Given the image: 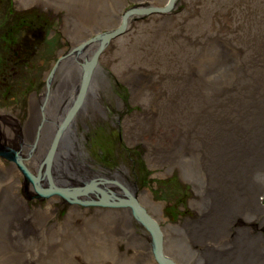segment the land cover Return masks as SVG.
I'll list each match as a JSON object with an SVG mask.
<instances>
[{
	"label": "rangeland",
	"instance_id": "1",
	"mask_svg": "<svg viewBox=\"0 0 264 264\" xmlns=\"http://www.w3.org/2000/svg\"><path fill=\"white\" fill-rule=\"evenodd\" d=\"M166 1L0 0V126L7 127L5 124L10 121L13 127L15 123L17 127H10L8 133L16 142L31 144L35 138L38 145L32 158L33 155L38 160L45 159L46 155L47 158L67 156L68 160L60 163L55 172L60 171L61 175H66L65 171L73 173L67 175L71 181L68 184L52 183L81 191L74 198L76 201L58 193L37 196L32 183L27 182L15 166L16 179L24 180L31 191L26 192V196L21 195L18 188H14L18 181L10 177L8 170L1 175L0 183H5L0 187V201L2 197L8 198L10 216L23 226L32 222L24 212L25 208L18 206L24 197L29 204L41 202L44 205L46 202L49 205L51 199L53 213L46 214L45 219L54 228L60 227L59 221H64L65 216L68 218L63 223L67 225L64 227L68 229L67 235L55 243H71L72 247L67 257L56 249L51 254V257H59L55 264H158L152 254L151 233L133 217L130 206L115 205L136 196L154 222L158 221L174 238L187 236L195 226L220 228V232L206 236L208 239L201 244L185 238L187 246H200L194 251L192 264H240L238 257L250 248L251 264H264V167L259 164L253 173L241 167L238 173H245L244 185L238 190L241 197L236 198L233 194L232 198H226L228 203L240 201V207L237 202L224 203L217 211L218 203L213 202L211 194L222 186L227 196L223 181L230 179L231 171L227 169L221 174L219 168L213 166L212 159H202L210 144L199 141V138L205 143L211 141V137L203 135L210 133L211 119L207 112L215 107L222 108L228 115L238 110L253 116L264 113V96L259 91L264 90V75L253 78L257 73L264 74L261 59L264 50L259 46L264 42V0H174L172 8ZM140 3L147 5L135 6ZM37 14L52 18V23L44 28L46 38L40 29H29L35 36L29 37L32 40L26 41L20 56L9 58L10 47L15 45L13 41H24V28ZM89 17L91 19L86 22ZM7 26L8 37L3 35ZM122 26L124 29L113 35ZM100 31L107 34L101 33L96 38L102 40L96 53L108 44L99 59L102 77L107 82L98 84L99 79L95 81L93 86L99 94L94 103L80 113L82 104L72 110L59 93L61 89H70L69 86L77 81L82 83V69L75 62L74 66L72 58L60 60V57L69 51L70 45L83 42L84 46L92 41H88V37ZM43 43L50 44L46 63L37 55ZM28 45H39L27 56L44 66H27L23 52L33 47ZM126 50H129L127 54L124 53ZM96 53L93 58L98 57ZM59 61L62 73L67 72V77L59 72L53 76L51 87L55 88V94L48 92V77L53 75ZM205 61L212 63L207 67L208 71H203ZM238 69L240 77L237 76ZM252 79L257 84L252 83ZM32 83L36 88L32 89ZM255 86L259 92H251ZM77 92L69 97L76 104L83 98L76 95ZM38 97L40 105H36ZM216 100L220 102L219 107ZM201 106L206 107L200 109ZM44 112L51 120L43 118L34 122L31 118L32 113L33 117H43ZM63 120L67 123L64 126L67 131L58 136L54 134L56 125ZM25 123L36 127L24 129ZM35 130L40 136H34ZM174 130L176 143L170 142L173 135L168 134ZM158 135L167 136L163 147L157 142ZM53 137L57 139L52 141ZM61 142L65 148L58 153L55 146ZM79 158L82 166L76 160ZM113 170L115 184L123 188L99 187L107 189L108 195L113 192L119 199L110 197L107 203H98L97 190L87 198L80 195L83 184L87 183L83 182L82 174L89 181L95 177L108 178L106 172L112 176ZM128 179L135 184L133 190L125 186ZM51 186L47 183L42 187ZM252 190L258 191L253 207L248 201ZM139 191H147V195H138ZM194 197L196 201L191 204ZM151 200L158 205H151ZM79 211L83 212V220L76 226H83V231L81 226L77 229L69 222L77 220L69 218ZM235 214L234 222L230 223ZM4 232L0 230V241L5 245L0 248V264L15 260H20L19 264H52L51 258L44 257L37 262L31 255L36 254L32 251H36L35 247L47 244L38 243L35 238L23 239L31 232L18 228L15 235L9 226ZM4 235L15 237L7 241ZM34 235L38 234L34 232ZM142 236L149 239L148 250L143 249V253L140 252ZM26 257L31 261H25Z\"/></svg>",
	"mask_w": 264,
	"mask_h": 264
},
{
	"label": "bare ground",
	"instance_id": "2",
	"mask_svg": "<svg viewBox=\"0 0 264 264\" xmlns=\"http://www.w3.org/2000/svg\"><path fill=\"white\" fill-rule=\"evenodd\" d=\"M173 1L174 0L166 1L167 3L171 5L170 8L173 7V4H172ZM145 5L147 4L140 3V4H136L135 6H145ZM158 7L161 8L162 6H158ZM6 11L8 10L6 9ZM81 18L83 19V16ZM90 19L91 17L87 18L86 22L89 21ZM101 33L107 34L104 31H100L88 37L89 41L91 40L92 41L83 46V51L78 49L77 45L72 44L69 47V51L66 52L64 56L61 55L60 57V60L65 57L72 58L70 59L71 62H73V64L75 62L77 65H79L80 69H82L81 74H83V79H82V83H80V81L79 82L77 81V83L75 84L77 86V89H75L76 86L74 84H71L69 86L70 89L68 90L61 89L59 93L60 97L61 98L63 97V100L69 103L72 110L77 109L79 105L82 104L81 110L79 111L80 113H82L81 111H83L84 108H86L88 105H91L92 103H94V98L99 94V91L95 90L94 89L95 86H93L95 84V81L99 79L98 84L107 82L102 77L103 73L101 70L99 59L101 55L103 54L102 52L105 49H107L108 44L107 43L105 44V47H104L105 49L103 48L101 51L96 53L97 47L99 43L102 41L101 39H96V38H98L101 35ZM93 39H96V40H93ZM259 46L262 48V50H264V42H261ZM233 49H237V48H233ZM128 52L129 50L124 51L125 54H127ZM235 52L238 54L239 50ZM95 53L98 57L93 58ZM261 59L264 61V54L262 55ZM211 64L212 63H210V61H205L203 71H208L207 67L210 66ZM87 66H88V70H86ZM239 66H240V63H239ZM60 67H61V62L59 61V63L56 64V70L54 71L53 75L51 77H48V85H50V91L51 89L55 91V88L51 87V83L53 82V76L56 77L57 72L59 73L63 72L62 67L61 68ZM69 68L72 69V67H69ZM99 69L100 71H98ZM236 69L237 67H235L234 71ZM103 71H104V68H103ZM66 73H62L63 77H67ZM216 73H219V72H216ZM260 75H264V74L257 73L255 76H253V78L260 76ZM237 76L240 77L239 69H238ZM233 78H235L234 75H233ZM252 83L257 84V82L255 83L254 79H252ZM256 87L257 86H255L254 90L251 92L261 91V94H263L264 96V90L256 91L255 90ZM74 89L75 91L72 92V94L69 96V92L73 91ZM76 91H78L76 95L83 96V98L81 99V103L77 102L78 104H76L73 100L71 101L69 99V97H72V95H74ZM65 92H67L66 95H65ZM54 93L56 94V92ZM89 99H91V101H89ZM37 100H39V98H37ZM259 100L262 101L261 96H259ZM216 104L219 107V104H220L219 100H216ZM36 105H40V104L36 103ZM240 105L243 106L241 103ZM206 106L210 107L211 105H206ZM206 106H201L200 109ZM262 111L264 112V107ZM79 112L75 116V120ZM207 114L210 116V119H211L210 128L208 129V132L210 133L205 134L203 136L211 137V141L205 143L199 138V141L202 142L203 144L205 145L210 144V148L208 149V151L204 152L207 155L202 156V159H212L214 161L213 166L218 167L221 174L222 172H226L227 169L231 171L230 179L223 181L224 186L227 187V196L225 193H223V187L220 186L218 190H215L211 194L213 195L212 196L213 202L218 203V205L216 206L217 211L220 208V204H224V203L226 205H232L235 202H237L238 206L240 207V201L228 203L227 200L232 198L233 194L236 198L241 197V193L238 190L242 189L244 185L243 179L245 176V173L243 174L238 173L241 167H243L246 172L248 171V173H253L254 168L259 167V164H262L261 166L264 167V113L253 116L250 113L244 114L241 112V110H238L235 113H231L228 115L227 113L222 111V108L217 109L215 107L213 108V111L207 112ZM33 115L34 113L31 114V118L34 120V122L41 121L43 118L45 120H51L48 114H46V112L43 113V117L36 118V117H33ZM64 120H66V117H64ZM64 120L62 122L63 123L62 126H59L62 123H60L59 125H56L57 131L54 132V134H58V136H61L62 133H65V131H67V129L64 127L67 123H64ZM5 123H6V120H5ZM80 123L83 124V122H80ZM25 124L26 126H30L27 123ZM5 125H7V127L0 126V179H1V175L6 174L8 170L10 174L12 175V176L10 175V177L15 178V179L17 178L16 167L18 168V166L14 162V159L17 157V153H18L19 156L22 157V160H21L22 164L28 169L30 173H32L35 177H37L39 183L42 186H46V184L50 182L51 183L53 182L55 184L57 183L68 184L71 181L67 175L70 176V175H73V173L65 171L67 174L61 175V173H59L60 171L55 172L59 169L60 163H65V160H68L67 156L65 158H62L61 156H57V157L54 156L55 158L52 157L50 161H46L44 158L43 159L41 158L40 160H38V157L36 155H33V158H32L31 156L33 154L34 149L38 145V141H36V139L34 138L31 144L30 143L26 144L25 142L24 143L16 142L14 139H12L13 135L8 133V131L11 130L10 127H12V123L8 121V123H6ZM68 125H70V123ZM15 126L17 127V125L14 123L13 127ZM19 129H21L20 126H19ZM24 129H28V128H24ZM175 132L176 130H174V132L170 131L168 133L169 135H173L172 140H170V142L172 141L176 143ZM34 136H40V134L35 130ZM166 137L167 136H164V135H158L157 142H159L161 147H163V145H166V141H165ZM54 139L56 140L57 137H53L52 141ZM61 145H63L62 142L59 143L57 146H55V150H57L58 153H59V150L64 147ZM55 150H54V154H55ZM61 151L62 153H65L64 150H61ZM30 159H32L33 161H31ZM76 160L78 161V163H80L81 166L83 165L82 160L80 158ZM49 176H50V179H49ZM10 177L8 176L9 180H10ZM16 180L18 181V184L14 185V188L17 187L18 188L17 191L20 192L21 195L25 194L26 196V192L27 194H29L31 191L29 184H27L24 180H21V179H16ZM4 183L5 182H1L0 187L3 186ZM7 188L8 186L6 187V189ZM113 189L117 190L116 187H113ZM88 191H91V190H88ZM8 193H9V190H8ZM143 193L146 194L147 191H139L138 195L143 194ZM257 193H258L257 190H252L248 194L249 195L248 201L251 207H253V203H254ZM195 201H196V197H194L191 200V204H194ZM241 201L243 202V199ZM50 202H51V199L48 200L49 204ZM150 203L151 205H154V206L158 205V203L153 200H151ZM0 205H1L0 206V230L3 231V234H5L4 231H6L7 226L11 227V231L15 235L17 234V230L19 228L22 231H27V232L32 233V234L29 233L28 235H25L23 239L30 240L31 238H35L34 240H37L38 243L40 242L47 243L45 245L35 247L34 249H36V251L32 250L36 254H31V255L35 257L34 259L37 258V262L40 259L45 257L47 258V260L51 258L50 259L51 263L55 264V261L58 260L59 257L58 256L51 257V254L54 253L56 249L58 248L60 249V251H57V252H62L66 257L69 256L70 250L72 247L71 243L67 245L66 244L62 245L61 243H55V240H59V238L65 237L67 235L66 231H68V229H64V227H67V225L63 224L65 221L68 220L66 216H65L64 221H59L60 227L54 228L52 224L48 225L46 223L48 222V219H45L46 214L53 213V210H51V206L50 205L47 206L46 202L44 203V205L41 204V202L38 204L31 205L29 204V200L24 197L18 203V206L25 208L24 212L26 213V215H28L32 219V222L30 224L27 223V225L23 226V223L19 221L17 222V220L13 221L12 217L10 216L11 208L8 204L7 197H2V201H0ZM143 207L145 209V212L149 216H151V214L148 212L146 207L145 206ZM72 218H75L77 220L73 219L74 220L73 222L69 221L70 224H72L77 229L78 227L80 228L81 225L76 226V223L83 220V217L81 216V214L78 213L76 216L71 217L69 219H72ZM235 218H236V214L229 222L233 223ZM155 225L156 226H154V228L157 230L152 229L151 231L154 234L160 235V246H161L162 253L167 258H169V261L172 264H181V263L182 264H192L191 260L195 258L194 251L199 250L198 248H200V246H196V248H194V246L192 247L187 246L185 244V238L187 239L191 238L195 243L201 244V242L204 239H208L210 234L215 233V232H220V228H216V226L214 225L208 226L206 229L202 227L198 228V226H195L194 229L189 230L187 232V236L186 234H184L183 236L174 238L172 237L170 232H168L165 228L159 225L158 221H156ZM81 230L83 231V226H81ZM34 232H36L38 235L35 236ZM15 235H11L10 237L6 235L4 236L5 238H7V241H10V240H14L13 238L15 237ZM81 235L83 236V234ZM17 236L20 238V235H17ZM171 240H174V242ZM141 243H142V246H141L140 252L143 253L142 251L143 249L146 252L148 250L149 239L146 236H142ZM168 244L169 246H167ZM1 245H2V242L0 241V248L3 249L5 245H2V246ZM7 250H11V249H7ZM250 251H251V248L247 252L242 253L241 254L242 256L238 257V261L241 262L240 264H244V263L251 264L250 260L252 259V257H249ZM202 254L203 253H201L200 256ZM31 255H29V257H31ZM258 258L260 259L261 257L258 256ZM25 261H31V260L27 259L26 257ZM259 262L261 263V261ZM19 263H20V260H15V261H12L10 264H19Z\"/></svg>",
	"mask_w": 264,
	"mask_h": 264
},
{
	"label": "water",
	"instance_id": "3",
	"mask_svg": "<svg viewBox=\"0 0 264 264\" xmlns=\"http://www.w3.org/2000/svg\"><path fill=\"white\" fill-rule=\"evenodd\" d=\"M121 25H119V26H121ZM123 29H124V27L122 26L120 29L115 31L113 33V35H116L117 33L121 32ZM77 48L81 50L83 48V42L78 44ZM86 70H87V67H86ZM51 152H52V150H51ZM49 159H51V158H47V156H46L45 160L48 161ZM21 160H22V157L19 156V154L17 153V157L14 159V162L17 164L18 168L22 171V173H23L25 179L27 180V182H31L32 183V185L34 186L35 191L37 192V196H49V195H51L53 193H58L62 197H65V198H69V197L75 198L76 195L79 192H81L78 189H73V190L68 189V191H67V190H61V189L53 188L52 186L49 187V188H42L39 185L37 177H35L32 173H30L28 171V169L25 168V166L22 164ZM96 185H97V183L92 182L90 185H88L85 188H83V191L87 192L88 190L96 189L98 191V193H99L98 197L100 198V201H98V203H101L102 201L107 203L110 200V197H113V198H116V199L120 198V197H117L116 195H114L113 192H110V195H108L107 194L108 191H106L107 189L105 190L103 188H101V189L98 188V187L96 188L95 187ZM70 192H74V193H70ZM74 200L76 201V199H74ZM121 201H124V202L117 203V204L112 203V204H115V205L125 204V205L130 206L132 214L135 217V219L137 221H139L142 225H144V227L151 233L152 252H153V255H154L155 259L157 260L158 264H172L169 261V258H165L163 256V253H162V250H161V246H160V235L159 234H154L151 231L152 229H155L154 226H156L155 225L156 222H154V219H152V217L149 216L145 212L144 207L139 204V201H138L137 197H132L131 199L128 198L126 200H121ZM155 230H157V229H155Z\"/></svg>",
	"mask_w": 264,
	"mask_h": 264
},
{
	"label": "flooded vegetation",
	"instance_id": "4",
	"mask_svg": "<svg viewBox=\"0 0 264 264\" xmlns=\"http://www.w3.org/2000/svg\"><path fill=\"white\" fill-rule=\"evenodd\" d=\"M8 13L9 14H11V12H9V10H8ZM48 18H45V17H41V15H33L32 16V18H30L29 19V21L31 22V24H29V25H26V28H24V41H13V43H15V45L14 46H12V47H10V57L9 58H11L12 59V57H18V56H20V54H21V52H22V47H26V41L27 40H32V38H29V37H33V33L31 32V31H29V29H31V30H37V29H40L42 32V34H44V38H46V35H45V30H44V28L46 27V25L49 23V22H51L52 23V18L50 17V16H47ZM23 27H24V25H23ZM53 31V33L55 32L56 33V31L55 30H52ZM3 35L4 36H9L10 34H9V26H7V27H5L4 28V30H3ZM35 36V35H34ZM6 37V38H7ZM35 41V39L33 40V42ZM23 42H24V44H23ZM37 42V41H36ZM38 43V42H37ZM22 45H24V46H22ZM29 46H33V47H31V48H29V49H27V50H25L24 52H23V54L25 55V58H26V60H28L27 61V66H36L37 68H39V66H44V65H42L41 63H38V62H35V61H33V60H31V58L30 59H28L29 58V56H27V55H30V54H32L33 53V50H35L38 46L37 45H28L27 47H29ZM50 52V44L48 43H43L42 45H40L39 46V52H38V57H41V58H39V59H41L43 62H45L46 63V61L48 60V58H49V55H48V53ZM23 61V60H22ZM32 86H33V88L32 89H34V88H36V85L34 84V83H32ZM31 89V90H32ZM17 90H21V91H23V89L22 88H17ZM9 92V90H7L6 91V93H8ZM50 92H54V90L53 89H51V91ZM2 95H0V97H1ZM2 98V97H1ZM39 98V97H38ZM28 102H30V101H28ZM36 103H39V100H36ZM20 126V125H19ZM36 126H33V125H30V126H26L25 125V127L24 128H28V129H33V128H35ZM109 175H111L109 172H106V176H108V178H101V177H95V178H92V179H90L89 181H87L86 180V177H85V175L83 174V182L85 181V182H87V183H85V184H83V187L84 186H88L87 184L88 183H91V182H96V183H98V185H96L95 187L97 188V187H99V186H101V185H103V186H107L108 188H111V187H116L118 190L121 188L120 186H118L117 184H115V175H114V170H113V172H112V176L114 177V178H112V176H109ZM49 179H50V177H49ZM50 181V180H49ZM50 184L51 185H53V187L54 188H57V189H62V190H67L66 188H62V187H60V186H55L53 183H51L50 182ZM41 185V184H40ZM125 186H127L129 189H132L133 190V188H134V186H135V184H134V182L133 181H130L129 179H128V183H127V185L125 184ZM122 189V188H121ZM78 195V194H77ZM76 195V196H77ZM80 195H83L85 198H87V197H90V196H92V195H94V190H92V191H90V192H87V193H82V194H80ZM79 195V196H80ZM78 203H80V204H83V206H88V207H91L92 205H89V204H91V203H84V202H78ZM47 204V203H46ZM93 204V203H92ZM31 205H33V204H31ZM50 206H51V202H50V204H49ZM48 204H47V206H49ZM79 205V204H78ZM51 209L53 210L54 209V207H52L51 206ZM77 213H80L81 214V216L83 217V212L82 211H79V212H77ZM55 214H59L58 212H55ZM73 217V216H72Z\"/></svg>",
	"mask_w": 264,
	"mask_h": 264
}]
</instances>
